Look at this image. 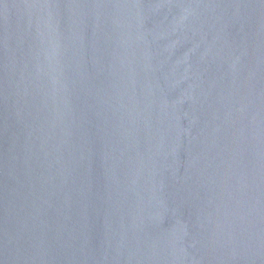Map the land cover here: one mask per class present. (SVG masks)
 <instances>
[{
	"label": "water",
	"instance_id": "water-1",
	"mask_svg": "<svg viewBox=\"0 0 264 264\" xmlns=\"http://www.w3.org/2000/svg\"><path fill=\"white\" fill-rule=\"evenodd\" d=\"M0 264H264V0H0Z\"/></svg>",
	"mask_w": 264,
	"mask_h": 264
}]
</instances>
